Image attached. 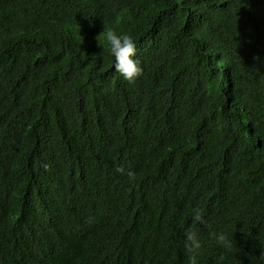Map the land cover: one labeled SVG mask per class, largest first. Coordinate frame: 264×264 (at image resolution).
Returning <instances> with one entry per match:
<instances>
[{"label":"trees","instance_id":"trees-1","mask_svg":"<svg viewBox=\"0 0 264 264\" xmlns=\"http://www.w3.org/2000/svg\"><path fill=\"white\" fill-rule=\"evenodd\" d=\"M195 208L264 264V0H0V264H187Z\"/></svg>","mask_w":264,"mask_h":264},{"label":"clouds","instance_id":"clouds-1","mask_svg":"<svg viewBox=\"0 0 264 264\" xmlns=\"http://www.w3.org/2000/svg\"><path fill=\"white\" fill-rule=\"evenodd\" d=\"M106 35L110 43V51L115 56L116 72H119L126 80L134 82L145 71L137 55L136 40L132 34L115 29L108 30ZM117 171L124 173L125 169L119 167ZM127 175L131 180L136 177L133 170H128ZM190 218L191 223L184 227L182 237L187 264H205V261L209 259L205 252L207 244L205 232L219 249L218 254L211 257V264H231L230 258L237 257L239 248L236 237L229 230L214 227L201 208H195ZM260 257L264 258V254Z\"/></svg>","mask_w":264,"mask_h":264}]
</instances>
